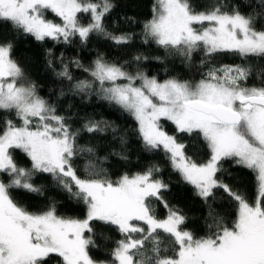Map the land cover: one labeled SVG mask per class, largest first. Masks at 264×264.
Masks as SVG:
<instances>
[{"label": "snow or ice", "instance_id": "1", "mask_svg": "<svg viewBox=\"0 0 264 264\" xmlns=\"http://www.w3.org/2000/svg\"><path fill=\"white\" fill-rule=\"evenodd\" d=\"M112 7L110 0H0V26L37 41L71 43L78 36L86 43L96 33L126 44L128 35L105 28L103 19ZM223 8L217 3L198 10L192 0H155L152 18L144 25L145 42L152 40L185 61L191 62L199 51L206 58L217 53L241 58V64L208 67L198 81L160 82L140 72L130 75L102 57L90 68L73 63L98 82L102 99L135 119L145 148L162 149L173 170L205 203L215 199L216 190L233 199L235 218L229 223L209 205L208 232L196 235L186 227L187 217L164 200L162 191L168 185L156 178L159 167L110 178L93 162L95 148L78 142L81 131L103 132L110 125L88 120L82 129L73 128L71 117L59 114L55 104L38 95L35 84L22 83L24 71L7 41L0 43V112L14 113L16 120L6 119L0 128V174L7 179H0V264H264V81L249 85L253 69L245 66L248 58L264 59V28L255 26L264 19V0H258L248 15ZM47 13L61 22L47 19ZM80 13L90 14L87 24L81 23ZM54 59L49 50V66ZM208 63L201 61L203 66ZM58 75L73 79L68 64ZM74 88L85 91L92 84L82 80ZM162 121H170L177 133L201 137L209 159L197 163L187 156L185 145L165 130ZM17 149L30 159L31 169L18 166L13 156ZM85 154L82 178L74 160ZM225 160L255 173L253 202L217 175L225 172ZM34 172L50 173L70 198L83 204V217L60 215L55 204L38 212L18 204L10 189L40 192L31 183ZM153 199L168 209L166 218L156 216ZM113 229L120 238L102 248L101 241L110 239L105 233ZM94 249L107 251V257L97 258Z\"/></svg>", "mask_w": 264, "mask_h": 264}, {"label": "trees", "instance_id": "2", "mask_svg": "<svg viewBox=\"0 0 264 264\" xmlns=\"http://www.w3.org/2000/svg\"><path fill=\"white\" fill-rule=\"evenodd\" d=\"M110 3L113 7L103 19L105 28L115 35H128L130 40L126 44H116L104 35L96 33L90 35L86 43L81 42L78 36L72 37L71 43L52 39L37 41L31 35L16 31L7 25L0 26V43L12 42L11 56L25 74L22 83L35 84L38 95L55 104L59 114L71 117L69 122L73 128L82 129L88 120L105 121L110 125L103 132L81 131L78 140L80 145L95 148L93 162L103 167L110 178L115 180L123 174L132 175L144 172L153 166L159 167L160 171L156 174V178L168 185L167 189L162 191L164 200L170 208L178 209L187 217L188 229L196 235H205L208 232L206 225L210 222L208 206L211 205L219 216L230 223L237 212L236 202L222 190H216L215 199L209 198L205 203L197 195L196 188L187 183L179 172L173 170L170 160L162 149L145 148L137 131L135 119L119 106L102 99L97 94L98 82L94 81L83 68H77L73 61H79L85 68H90L98 57H102L106 62L122 67L130 75L140 72L149 78L155 77L160 82L170 78L195 82L208 67L241 64V58L235 53H217L214 57L206 58L203 51H199L194 53L192 61L188 62L178 55H169L154 41L145 42L144 25L152 18L155 0H110ZM192 3L198 10L219 3L224 6L223 10H238L241 14L248 15L255 8L258 0H192ZM78 15L81 23L84 24L91 19L90 14ZM47 19L56 23L61 22L51 13H47ZM255 26L257 29L264 28V19L256 21ZM49 50L55 58L52 66H49ZM137 56L147 59L137 61L135 59ZM205 59L209 61L207 66L201 64ZM63 64L69 65V71L73 76L71 81L58 75ZM245 66L253 69V74L247 83L260 85L264 81V72L258 70L264 68V59L248 58ZM82 80L89 81L92 88L85 91L76 90L74 85ZM139 83L140 81H137V85ZM9 118L16 120L14 113L0 112V128H3L4 120ZM162 123L170 135H176L178 141L185 145L184 152L187 156L197 163H205L209 159V150L201 137L177 133L170 121H162ZM13 156L18 166L31 169V161L23 152L18 149L13 150ZM87 162L86 154L74 160V167L82 178L85 176L84 168ZM222 164L225 172L217 175L244 194L249 202H253L257 187L255 173L235 165L230 160L222 161ZM0 179L7 182L6 174H0ZM31 183L39 188L40 192H29L23 188L10 189L12 198L27 210L43 211L55 204L60 215L83 217V204L70 198L69 193L50 173L34 172ZM152 206L158 218L167 217L168 209L162 203L153 199ZM105 235L110 239L101 241L102 248L105 245L112 246L114 241L120 238L114 229L107 231ZM161 237L167 243L168 237L163 233ZM93 253L97 258L107 257V251L97 252L94 249Z\"/></svg>", "mask_w": 264, "mask_h": 264}, {"label": "rangeland", "instance_id": "3", "mask_svg": "<svg viewBox=\"0 0 264 264\" xmlns=\"http://www.w3.org/2000/svg\"><path fill=\"white\" fill-rule=\"evenodd\" d=\"M54 22V21H53ZM187 182V181H186ZM188 183V182H187ZM190 184V183H189ZM190 185H192V184H190ZM193 186V185H192ZM194 187V186H193ZM197 190V189H196Z\"/></svg>", "mask_w": 264, "mask_h": 264}]
</instances>
